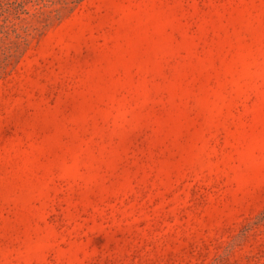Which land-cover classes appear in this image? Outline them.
Masks as SVG:
<instances>
[{"label":"rangeland","instance_id":"obj_1","mask_svg":"<svg viewBox=\"0 0 264 264\" xmlns=\"http://www.w3.org/2000/svg\"><path fill=\"white\" fill-rule=\"evenodd\" d=\"M0 264H264V0H0Z\"/></svg>","mask_w":264,"mask_h":264}]
</instances>
